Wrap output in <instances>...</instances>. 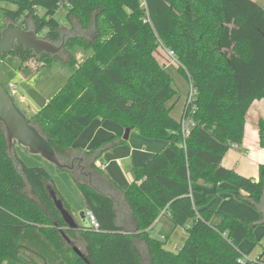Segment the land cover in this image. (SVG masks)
<instances>
[{
	"label": "trees",
	"instance_id": "obj_1",
	"mask_svg": "<svg viewBox=\"0 0 264 264\" xmlns=\"http://www.w3.org/2000/svg\"><path fill=\"white\" fill-rule=\"evenodd\" d=\"M0 9L1 27L10 20L25 28L30 20L36 33L53 42L71 19L90 32L89 40L81 34L67 40L64 61L74 67L72 73L39 110L27 114L61 161L70 158L75 139L95 118L167 143L132 168L133 179L122 190L132 223L121 222L128 220L124 208L97 190L85 173L70 170L99 227L75 222L69 228L52 192L73 214L50 173L25 165L14 154L16 166L0 124V264H240L238 246L245 239L254 246L253 231L264 225V163L254 179L221 160L241 143L251 103L264 99V7L254 0H0ZM60 10L64 21L55 16ZM76 46L90 50L81 61L70 51ZM161 46L174 52L195 91L193 111L183 107L178 119L168 106L177 91L156 56ZM13 53L31 56L40 66L59 58L33 56L22 47ZM188 115L193 125L183 136L181 119ZM258 135L264 148L262 119ZM116 144L112 136L79 152L96 170L95 161ZM199 183H226L223 191L262 214L253 221L220 214L212 224L214 211L206 207L210 196L196 200L192 195ZM161 214L186 233L175 251L150 232ZM263 256L264 249L252 264H264Z\"/></svg>",
	"mask_w": 264,
	"mask_h": 264
},
{
	"label": "crops",
	"instance_id": "obj_2",
	"mask_svg": "<svg viewBox=\"0 0 264 264\" xmlns=\"http://www.w3.org/2000/svg\"><path fill=\"white\" fill-rule=\"evenodd\" d=\"M254 1L264 7V0ZM17 69L18 74L23 79L27 77L28 74H25L24 71L19 68V66ZM166 70L168 71L167 68ZM29 75H31V73H29ZM175 96H173V98ZM20 100H24L23 95L20 96ZM175 100H177V98ZM175 100H169L168 106L173 107L174 103L176 102ZM172 101L173 103H170ZM184 101L185 98L182 101L181 110L178 113L179 115L177 114L175 116L170 111V114L174 118L178 119L181 117ZM46 102L47 100L44 102V104ZM43 105H41L37 110H39ZM260 119L264 120L263 98L255 99L251 103L245 114V122L241 143L232 146L225 153L221 160V164L223 166L234 169L238 173L245 176H249L254 179H257L258 177V165L260 163H264V148L260 145L258 135V121ZM122 134H124V128L120 125L109 120H100L98 118H95L84 128V130L75 139L73 146L76 149L74 151H71L72 154L70 155V158L79 156L84 159V156L80 153L81 151L91 150L102 141L107 140L112 136L116 137L117 144L105 150L101 154V158L95 161V165L97 167L96 170H90L88 168V162L86 160H84L85 163L82 162L83 169H80L77 166L76 167L79 168L80 172L85 173L86 176H88L89 180L92 181L94 187L97 190L102 191L111 196L116 207L124 208V212L128 220H123V218L121 222L124 223V221H128L129 223H132L133 219L127 216L128 210L124 204L122 190L126 189L133 179L132 168L143 165L146 161L147 153L159 152L166 146L167 143L165 140L162 139H152L143 137L140 134L135 133L133 129H130L126 139L122 138ZM224 187H228V185L226 183H219L214 185H206L204 183H199L197 189L192 194L196 200L206 196H210V200L208 201L206 206L211 211H214V214L210 219V223H218L221 219L220 214H226L235 218H240L242 221L256 220L260 217V215L262 214L260 210H255L254 207L252 208V206L235 198L233 194L227 191H223L221 188ZM78 211L83 212V215L80 214L79 216L82 223V221L84 222V220H86L85 214L87 211L84 200L78 206ZM71 212L73 214L74 221L76 223H80V221L76 217L75 212L72 210ZM159 222H161L166 229L171 228V234L175 232L176 228H180L181 234H183V236L186 238V233L184 229L182 227H171V222L163 214H161L153 223L150 231L151 234L154 230V227ZM258 227H260L259 229L261 231V234H264V225L256 226V228ZM256 237V240H258L259 242V237ZM246 241L247 240H244L242 241V243ZM182 244L183 242H181L180 244H178L177 242V244H174V246L164 247L175 251L180 248ZM249 244H251L252 246V243ZM78 245L80 248H82L81 243H79ZM175 245L177 246V248ZM251 246L249 247V249L251 248ZM263 249L257 252L253 258L259 256Z\"/></svg>",
	"mask_w": 264,
	"mask_h": 264
},
{
	"label": "rangeland",
	"instance_id": "obj_3",
	"mask_svg": "<svg viewBox=\"0 0 264 264\" xmlns=\"http://www.w3.org/2000/svg\"><path fill=\"white\" fill-rule=\"evenodd\" d=\"M1 5L12 7V5L9 3H1ZM55 16L58 19L63 20L64 10L58 11ZM2 23L3 14L2 10L0 9V29ZM30 23V20H26L25 28H27L28 26H32V24ZM63 25L64 26L61 28V36L64 34H81L85 36L87 40L90 39V32L81 31L75 25L74 19L66 21ZM66 39L68 40L69 37H66ZM70 51L75 57V59H77L78 61L83 60L90 52L89 49H83L82 47L78 46L71 48ZM58 56L59 58H56L55 60L51 61L49 65L40 66V62H36L31 56L28 55L22 56V54L20 55L13 52L4 56L0 55V80L9 89H11L9 87V83H14L15 91L17 93H14L13 97L18 106L22 110H24L26 114L29 115L30 113H34L41 105H43L46 100H48L53 94H55L59 90L62 84L72 73L74 67H71L68 63L64 61L68 58V54L63 50L62 54ZM156 56L161 62H164L166 68L168 69V72L172 77L173 87L176 89L178 94L174 98H172L173 100L177 98V100H175L176 102L174 103L171 109V112L176 116L181 110L182 101L186 97L187 92L189 90L188 81L180 72L178 65L179 63L171 61V58L165 55V51L162 49V47H159L157 49ZM18 66L20 69H22V71H24L25 74H28L26 78L23 79L18 74ZM29 73H31V75H29ZM21 95L24 96V100H20ZM170 103H173V101ZM133 131L135 133H138L136 129H133ZM14 154H16L21 159V161L27 166H42L47 169V171L50 173L51 177L55 182L58 192L68 203L70 209L75 212L76 217L80 221V223H78L80 225H89L87 218L84 222L82 221V223L81 219L79 218L80 214H83V212L78 211V206L83 202V198L78 189L76 188L75 184L73 183L69 170H60L53 164L47 162L41 156L30 154L29 152H27L26 149L22 148L19 145H15ZM162 226V223L159 222L154 227L152 235L163 240L164 246L171 247L174 246V244H177V242L178 244L184 242L185 237L183 236V234H181L180 228H176L180 226L174 227L176 228V230L172 234L170 230L171 228L166 229L164 226ZM259 228L260 227L256 228L257 233L255 232V229L253 231V237L256 239V236H258L259 242L257 241L254 246H251V244H249L251 243V241L245 239L248 242H243L238 246V249L242 254L247 253V250L251 246L247 254L249 257L253 258L257 252L264 248V234H261Z\"/></svg>",
	"mask_w": 264,
	"mask_h": 264
},
{
	"label": "water",
	"instance_id": "obj_4",
	"mask_svg": "<svg viewBox=\"0 0 264 264\" xmlns=\"http://www.w3.org/2000/svg\"><path fill=\"white\" fill-rule=\"evenodd\" d=\"M74 36L75 35L64 34L59 41L53 42L36 33L32 26L24 28L17 23L8 20L0 29V55L4 56L11 53L16 47H22L23 50L30 51L33 56L37 57L42 54L51 57L61 55L67 42L66 37L72 38ZM0 124L4 130L8 156L13 160L16 166H18V162L14 155V147L15 145H19L26 149L30 154L41 156L60 170L70 171L76 166L83 169L82 157H73L69 162H63L58 158L54 148L40 133L38 128L29 122L26 112L18 106L13 95L1 80ZM129 131L130 128H124L123 139L127 138ZM74 160H77V162ZM52 198L69 228H75L76 223L73 217L66 209H64L61 201L56 198V195L53 192ZM73 250L78 255H82V252L77 247H74ZM19 256L28 260V257L24 254H19ZM145 264H147V262Z\"/></svg>",
	"mask_w": 264,
	"mask_h": 264
},
{
	"label": "built area",
	"instance_id": "obj_5",
	"mask_svg": "<svg viewBox=\"0 0 264 264\" xmlns=\"http://www.w3.org/2000/svg\"><path fill=\"white\" fill-rule=\"evenodd\" d=\"M161 47L165 51V55L168 56L169 58H171V61L177 62V60L175 58V54H174V52L172 50H170L168 48H165L163 46H161ZM9 87L11 89H9L8 87H7V89L14 96V93H16L15 92L14 83L10 82L9 83ZM194 97H195V91L189 85V90H188L187 95L185 97L184 106H183V107H187V108H188V106H190L189 112L193 111L194 106H193L192 101H193ZM192 125H193V120H192L191 116L188 115L187 117H183L181 119V131H182L183 136H187L188 135L190 127ZM85 215H86V218L88 220V224L90 226H92L93 228H98L99 227V223H98L95 215L90 210H87ZM255 258H251L247 254H241V256L238 257L237 262L240 263V264H252L253 261L255 260Z\"/></svg>",
	"mask_w": 264,
	"mask_h": 264
},
{
	"label": "flooded vegetation",
	"instance_id": "obj_6",
	"mask_svg": "<svg viewBox=\"0 0 264 264\" xmlns=\"http://www.w3.org/2000/svg\"><path fill=\"white\" fill-rule=\"evenodd\" d=\"M73 157V156H72ZM71 159H73V158H68V160H67V158L65 159V161L66 162H69ZM75 162H77V160H74ZM83 162H84V159H83ZM85 163V162H84Z\"/></svg>",
	"mask_w": 264,
	"mask_h": 264
}]
</instances>
